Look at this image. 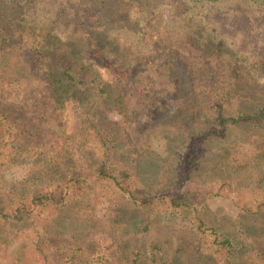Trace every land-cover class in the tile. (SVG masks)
<instances>
[{
    "label": "trees",
    "instance_id": "1",
    "mask_svg": "<svg viewBox=\"0 0 264 264\" xmlns=\"http://www.w3.org/2000/svg\"><path fill=\"white\" fill-rule=\"evenodd\" d=\"M231 22L258 35L228 33ZM4 103L32 112L44 141L28 138ZM70 108L78 115L73 133ZM234 128L256 133L240 148L264 135V0H0V171L38 169L22 188L0 185V264H106L113 248L101 251L85 235L58 260L51 241L65 214L104 197L124 200L143 218L136 235L148 234L154 220L183 226L197 242V264H264L262 183L223 171L213 178L242 198L231 231L204 217L218 194L191 185L212 142L226 143ZM171 129L176 184L149 191L139 181L141 162L155 135L169 138ZM50 137L59 148L45 145ZM231 152L219 153L218 167L251 166ZM16 238L23 243L12 257ZM113 246L121 264H183L182 249L170 258L164 246L147 251L127 234Z\"/></svg>",
    "mask_w": 264,
    "mask_h": 264
},
{
    "label": "rangeland",
    "instance_id": "2",
    "mask_svg": "<svg viewBox=\"0 0 264 264\" xmlns=\"http://www.w3.org/2000/svg\"><path fill=\"white\" fill-rule=\"evenodd\" d=\"M226 32L233 35L241 34L246 39L253 36H257L258 32L252 30L251 26L245 22L234 23L231 22L229 26L225 27ZM246 34V36L244 35ZM179 45L184 47L188 52V58L190 62L196 64L197 69L203 68V62L199 58L198 53L190 47L186 42H180ZM155 83H160L156 81ZM137 99L141 100L140 97ZM135 99V101H138ZM137 102H135V105ZM9 115L19 120L22 128L27 132V137L35 140L38 143L39 140L44 141V137L40 131H38V125H41L39 121L35 120V115L29 110L20 109L10 103H4ZM138 105V104H137ZM39 115L40 110L36 112ZM68 124L67 130L75 132L77 129V113L74 108H70L67 112ZM112 120H119L120 117L117 114L111 116ZM172 133L171 137L155 135L154 145L152 153L146 157L140 165L141 175H139V181L143 188L149 191L158 192L160 190L169 189L171 184H176V175L178 167V155L176 152L179 151V144L173 141L176 136L175 131L170 130ZM39 132V134H35ZM255 132L249 129L234 128L231 132L230 139L224 141L214 140L209 146V155L204 160L201 166V173L198 178L191 184L195 187H201L210 193L218 194L217 197L211 201L209 208L204 213L206 222L211 225H222L225 231L233 230L232 218L239 213L237 209L238 203L241 204L242 198L235 195L233 188L220 189L215 181L214 177L222 176L218 175L219 172L234 175L233 181H237V177L242 179V183L246 185H254L255 183H262L264 187V156L253 165L250 160L254 159L256 155H264V135L256 140L257 144L254 148L246 147L240 148L239 143L253 140ZM256 136H259L257 133ZM45 145L48 148L56 149L60 147V144L55 137H50L45 140ZM232 147V160L235 162H248L251 166H246L242 171L236 172L237 170L226 169L225 167H218V164L223 163L218 158L219 153H224V150L228 147ZM235 147V148H234ZM228 163V162H227ZM229 167H234L232 164H228ZM38 169L32 166H19L3 169L0 171V185L6 187L22 188L32 177L33 173H36ZM236 172V173H235ZM224 174V173H223ZM224 180V177H223ZM190 186V184H187ZM255 187V186H253ZM121 207L125 211H121ZM127 203L122 199H115L111 197L100 198L99 200H93L90 205L89 203L84 204L83 208L73 209L69 212H74L72 215L65 214L62 219L64 221L61 224L55 225L52 229V247L53 254L56 260L63 254L66 257L65 250H69L68 245L72 244L80 246L81 242H84V235L89 237L91 241H94L99 247V250L103 251L106 249L113 248V252L108 253L106 264H121L116 254L117 247H114L115 239L128 235V239L132 240L136 247L151 251L153 245L158 244L164 246L167 250L169 257H175L179 250L182 249L184 253H179L178 257H181L183 264H197L200 262V256L197 253V242L193 235L186 231L183 226L171 223L167 220H154L152 221V229L146 234L141 233L135 234L134 224L136 219L142 220L143 218L137 215L132 209L128 208ZM119 212V213H118ZM127 217L128 221L120 224L114 223V219L123 216ZM73 223V224H71ZM76 223L79 225L76 226ZM70 224V227H69ZM73 226V227H71ZM127 238V237H126ZM93 239V240H92ZM20 239H14L11 243V256L13 257L20 247L22 246ZM70 243V244H69ZM134 246V247H135ZM202 263V262H201Z\"/></svg>",
    "mask_w": 264,
    "mask_h": 264
}]
</instances>
